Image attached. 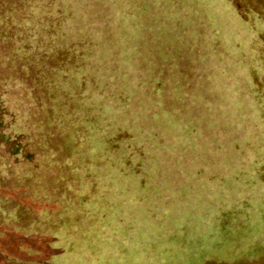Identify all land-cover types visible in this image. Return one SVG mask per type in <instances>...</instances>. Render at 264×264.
Segmentation results:
<instances>
[{
    "label": "rangeland",
    "instance_id": "1",
    "mask_svg": "<svg viewBox=\"0 0 264 264\" xmlns=\"http://www.w3.org/2000/svg\"><path fill=\"white\" fill-rule=\"evenodd\" d=\"M91 1L135 57H108L121 61L97 85L113 96L115 65L130 66L168 105L177 144L160 143L165 122L142 123L134 96L150 132L143 183L125 135L87 115L98 95L82 103L45 2L40 35L15 25L29 0H0V133L20 149L0 143V264H264V0Z\"/></svg>",
    "mask_w": 264,
    "mask_h": 264
},
{
    "label": "trees",
    "instance_id": "2",
    "mask_svg": "<svg viewBox=\"0 0 264 264\" xmlns=\"http://www.w3.org/2000/svg\"><path fill=\"white\" fill-rule=\"evenodd\" d=\"M42 2H45L46 10H49H47V15L44 20L52 25L57 23L56 35L59 37L57 39L59 42L57 41L56 45H58L62 51L69 52L74 58H76L73 66H76L77 72L75 71L76 74H73L72 77L81 76L82 83L80 86L81 93L79 94V97L82 99V103L85 102L86 94L90 90L89 94H95V99L98 95L96 100L92 99V97H88L91 102L95 100L96 105L89 104V106H87V115L92 114L94 117L98 116L100 118L99 122L109 120L111 122L110 124L114 126L112 129H115L117 133L120 132L125 135L123 138L125 142L124 150L126 151L125 156L127 166L130 170L142 174L141 179H144L143 183L147 182L145 181V178H143V175L145 174L144 172L147 169V165H145L147 155L140 152L141 150L138 148V142L143 141L146 143L147 140L150 139V132L133 119L134 111H139V109L136 107L135 103L132 102V99L136 95L141 96V100L139 99L140 106L141 109L145 110L140 113L143 120L142 123L146 125L144 121L148 120L151 122L156 120L162 124L165 122L164 131L173 130V126L176 125V123L172 121L173 115L168 110V105L167 108H165L166 110L162 111L163 105L158 100V93L150 91L147 86L145 88L141 87L144 82H141L142 80L138 78L135 79L133 77V79H129L127 76L129 75L128 73L131 74L129 70L130 66L126 67L124 64L115 65L116 70L121 72L117 74L121 79H117L114 83V86H117V90L112 93L113 96L110 97L109 95H106L109 93L106 92L105 89H100V86L97 85V73L101 71L106 73L107 64L110 62L119 63L121 61H116L114 58L108 59V57H130L129 60L133 61V63L135 60V57H132V54L128 49L129 45H125L123 36L121 37L122 32L120 31H122V29L112 28V26H114L112 18L98 7V3H94L91 0H29L28 8H26V10L28 9L26 16H19L15 19L16 27L25 28L29 25L31 27L30 31H35L36 34L40 33V35H43L42 30L39 28L40 26H35V24H37L35 20L36 17L42 16ZM122 16L125 17V14ZM36 34H34V38H36ZM116 35L118 37L117 40L115 38ZM127 35H129V32ZM53 36L49 37L51 38ZM111 36L113 38H111ZM94 57H102L103 63L97 65L93 64ZM214 59V56H203V63L212 62V64L216 65V60ZM76 68L74 67V69ZM110 70H113V66ZM108 75L110 76V74ZM88 84L90 85L88 86ZM160 94L161 96L163 94V99L165 100H170L172 97L171 90L168 88ZM128 101H131L136 107L135 110L126 111L123 108V106L128 104ZM1 111H4V109L0 108V127L4 125L5 118V113L1 117ZM164 119L165 121H163ZM179 124L181 125V123ZM8 126L13 125L12 123H9ZM157 134L158 133H156V135ZM158 135H160V133ZM179 135L180 133L175 136V131L173 130V133L169 136L168 140L160 143L164 144L166 142L169 146H174V144H177L176 140H178ZM17 138L18 136H15L14 140H17ZM11 141L12 137H7V134L0 133V143L2 144L5 142L4 145H10L12 148L10 152L13 155H18L20 152L19 146L12 145ZM149 154H152V150L149 151ZM158 160V157H154L152 163ZM187 165L188 163H182L179 168L180 173H188ZM160 172H163V170H160ZM15 241L16 240L12 241V243H15ZM21 242H23V239H20V242L16 243V246L20 247L19 244ZM7 243H9V241Z\"/></svg>",
    "mask_w": 264,
    "mask_h": 264
}]
</instances>
